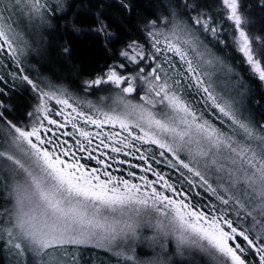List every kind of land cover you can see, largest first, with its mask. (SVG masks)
Listing matches in <instances>:
<instances>
[{"label":"snow or ice","instance_id":"snow-or-ice-1","mask_svg":"<svg viewBox=\"0 0 264 264\" xmlns=\"http://www.w3.org/2000/svg\"><path fill=\"white\" fill-rule=\"evenodd\" d=\"M252 7L0 0V264H264Z\"/></svg>","mask_w":264,"mask_h":264},{"label":"trees","instance_id":"trees-1","mask_svg":"<svg viewBox=\"0 0 264 264\" xmlns=\"http://www.w3.org/2000/svg\"><path fill=\"white\" fill-rule=\"evenodd\" d=\"M211 2V0H209ZM141 6L143 7V0H140ZM245 5L251 4L252 12L256 18V26L253 29L254 32L261 33L264 32V22H262V18H264V13H262L259 9V0H244ZM61 28L64 26V22H60ZM63 40H71L72 43L75 45V47L78 50V53L80 54L82 60H83V69L82 72L84 75L81 78H86V74L88 71H90L91 67L94 66V64H90V61H94L96 57L92 55L91 46L89 44V38L86 36H83L82 34L73 33L70 29L61 33L55 32L53 29H47L44 32L43 41H44V47L48 48L51 46V49L56 48V41H63ZM227 50H224L223 53L218 54H225ZM34 55V54H33ZM39 59L38 57H35L32 59V63L36 64V60ZM53 59H55V53H53ZM237 60H239V57H236ZM38 66V65H37ZM237 72L243 73V75L247 78L249 75V69L246 65H238ZM65 76L68 75V73H64ZM253 92H254V99H261V97H264V86L261 85L258 81H251ZM89 99H95V97H89ZM17 103H23V97H17L16 98ZM261 103H264V100H261ZM257 113L259 112V109H255ZM131 159V158H129ZM135 162V161H134ZM94 163V162H93ZM118 167V166H114ZM125 168L127 165L124 166ZM137 172L139 173V169H137ZM115 174H119L118 172ZM150 178L151 174L149 173Z\"/></svg>","mask_w":264,"mask_h":264},{"label":"rangeland","instance_id":"rangeland-1","mask_svg":"<svg viewBox=\"0 0 264 264\" xmlns=\"http://www.w3.org/2000/svg\"><path fill=\"white\" fill-rule=\"evenodd\" d=\"M37 39H39V37H37ZM264 86V85H263Z\"/></svg>","mask_w":264,"mask_h":264}]
</instances>
